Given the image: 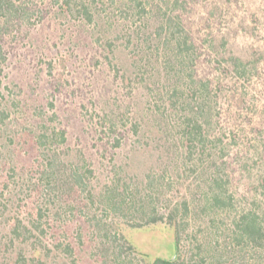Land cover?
<instances>
[{
    "label": "rangeland",
    "instance_id": "374dc122",
    "mask_svg": "<svg viewBox=\"0 0 264 264\" xmlns=\"http://www.w3.org/2000/svg\"><path fill=\"white\" fill-rule=\"evenodd\" d=\"M186 1H195L189 18L204 59L199 75L209 59L240 57L257 67L252 93L264 103V0ZM23 2L33 15L1 40L0 212L43 231L45 264H115L113 247L127 250L121 236L139 253L128 255L134 264L143 254L172 258L171 213L184 264H251L229 244L218 262L211 251L214 238L224 244L229 221L203 208L206 166L188 158L180 129L166 125L176 117L165 111L171 64L161 63L162 44L157 53L140 44V54L125 23L112 26L100 13L88 24L63 12L61 0ZM210 43L216 57L206 54ZM152 217L161 221L147 225ZM65 245L72 255L60 250ZM19 247L12 256L4 245L0 260L12 264Z\"/></svg>",
    "mask_w": 264,
    "mask_h": 264
},
{
    "label": "trees",
    "instance_id": "16d2710c",
    "mask_svg": "<svg viewBox=\"0 0 264 264\" xmlns=\"http://www.w3.org/2000/svg\"><path fill=\"white\" fill-rule=\"evenodd\" d=\"M23 1L0 0V87L1 62L5 59L1 44L3 35L12 25L21 26L34 13ZM61 1L63 12H74L88 24L102 13L112 26L129 25V37L133 42L137 41L138 46L151 44L157 53L162 44L164 50L159 49L161 63L171 64L167 78L171 83L170 99L167 106L162 104L169 117H176L170 122L166 119V125L171 123L180 129L188 158L196 156L194 161L206 166L203 208L229 221L224 237L228 243L218 247L219 238H214L211 251L217 253L218 262L222 255L228 254L229 244L233 250L230 254L249 253L251 264H264V103L252 93L257 67L240 57L229 56L223 64L209 59L205 63L207 75H199V64H204V59L201 60L202 55L199 57L197 52L199 37L193 33V21L189 18L195 1ZM113 17L114 21L110 20ZM152 31L159 33L157 39L151 35ZM141 46L140 54L145 52ZM209 46V49L205 47L207 56L216 57L219 53H213L211 43ZM151 56L145 55L146 62L150 63ZM145 84L153 83L147 79ZM158 96L157 103L162 100ZM151 113L157 114L158 118L163 115L153 110ZM6 115L0 106V123ZM0 213L4 216L2 211ZM2 218H7L6 240L0 239V252L5 245V248H11L10 255L14 256L13 248L19 245L12 264H45L50 249L38 238L43 231L18 217L5 215ZM176 218L177 215L171 213L167 223L173 231L176 255L162 259L143 254L140 260L143 264H184L186 256L180 254V230ZM158 221L161 220L152 217L146 224ZM121 238L127 250L113 247L114 263L134 264L128 260V255L139 253L124 237ZM59 248L60 245H56L55 250ZM60 250L69 255L73 252L69 245ZM196 251L195 254H199L201 249L196 247ZM0 264L6 263L0 260Z\"/></svg>",
    "mask_w": 264,
    "mask_h": 264
}]
</instances>
